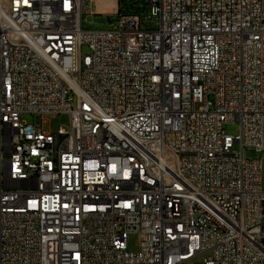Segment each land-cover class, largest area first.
I'll return each instance as SVG.
<instances>
[{"label": "built area", "instance_id": "obj_1", "mask_svg": "<svg viewBox=\"0 0 264 264\" xmlns=\"http://www.w3.org/2000/svg\"><path fill=\"white\" fill-rule=\"evenodd\" d=\"M137 1L0 0V264H264V0Z\"/></svg>", "mask_w": 264, "mask_h": 264}, {"label": "rangeland", "instance_id": "obj_2", "mask_svg": "<svg viewBox=\"0 0 264 264\" xmlns=\"http://www.w3.org/2000/svg\"><path fill=\"white\" fill-rule=\"evenodd\" d=\"M99 1H102L103 3L114 5L115 2L113 0H93L92 10L93 14L90 13V8L87 9L86 13L83 14V27L85 29H91V30H100V29H108L111 25L110 22L114 21L117 18V15H109L111 12H113V9H109L108 7H99L98 3ZM133 0H123L124 4L126 6H129L132 3ZM143 6V5H142ZM109 15V16H108ZM145 16L148 20L154 21L148 22L147 25L157 27L158 25V18H156L155 15H152L150 7L145 9ZM89 52V48L84 45L82 48V53L86 54ZM26 122L30 124L36 123L38 120L37 117L33 114L27 113L24 114L22 117ZM69 115L64 113H59L56 115H42V117L39 118V124L38 126L43 129L45 132H53L56 131L60 126H63L64 128L68 127L69 123ZM225 132L231 134V135H237L240 129V125L238 122H230L226 123L224 125ZM235 149H239L238 145H235ZM245 157L249 159H260L262 161V176L264 177V156L262 152L256 151L254 149H246ZM140 247V236L138 233H132L129 235L128 239V250L129 251H138ZM211 254L206 253L201 255L197 258V260L202 261L205 258L209 257Z\"/></svg>", "mask_w": 264, "mask_h": 264}, {"label": "bare ground", "instance_id": "obj_3", "mask_svg": "<svg viewBox=\"0 0 264 264\" xmlns=\"http://www.w3.org/2000/svg\"><path fill=\"white\" fill-rule=\"evenodd\" d=\"M98 6L104 7V6H109L110 9H114L115 8V4L114 5H109L106 3H103L102 1H99ZM108 151H115V144H108Z\"/></svg>", "mask_w": 264, "mask_h": 264}, {"label": "trees", "instance_id": "obj_4", "mask_svg": "<svg viewBox=\"0 0 264 264\" xmlns=\"http://www.w3.org/2000/svg\"><path fill=\"white\" fill-rule=\"evenodd\" d=\"M121 1H123V0H121ZM132 3H133V2H132ZM132 3H131L129 6H131ZM140 3H142V0H138V1L135 3V6H136V7L140 6ZM129 6H128V7H129ZM128 10H130V9L125 8L124 10H120V12H121V11H128Z\"/></svg>", "mask_w": 264, "mask_h": 264}, {"label": "crops", "instance_id": "obj_5", "mask_svg": "<svg viewBox=\"0 0 264 264\" xmlns=\"http://www.w3.org/2000/svg\"><path fill=\"white\" fill-rule=\"evenodd\" d=\"M108 1H111V0H108ZM114 2H116V0H113Z\"/></svg>", "mask_w": 264, "mask_h": 264}]
</instances>
